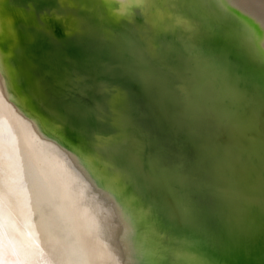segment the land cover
Segmentation results:
<instances>
[{"label": "water", "instance_id": "1", "mask_svg": "<svg viewBox=\"0 0 264 264\" xmlns=\"http://www.w3.org/2000/svg\"><path fill=\"white\" fill-rule=\"evenodd\" d=\"M0 95L120 264H264L263 0H0Z\"/></svg>", "mask_w": 264, "mask_h": 264}, {"label": "bare ground", "instance_id": "2", "mask_svg": "<svg viewBox=\"0 0 264 264\" xmlns=\"http://www.w3.org/2000/svg\"><path fill=\"white\" fill-rule=\"evenodd\" d=\"M2 98L0 264H120L72 162L11 116Z\"/></svg>", "mask_w": 264, "mask_h": 264}]
</instances>
